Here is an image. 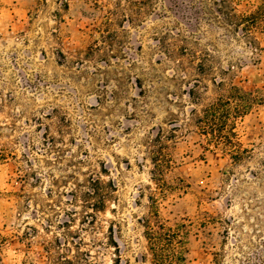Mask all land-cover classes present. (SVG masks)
Listing matches in <instances>:
<instances>
[{"label":"rangeland","instance_id":"rangeland-1","mask_svg":"<svg viewBox=\"0 0 264 264\" xmlns=\"http://www.w3.org/2000/svg\"><path fill=\"white\" fill-rule=\"evenodd\" d=\"M213 8L0 0V264H152L142 225L150 198L167 226H183L184 264H264V103L236 121L248 153L232 161L189 118L216 93L180 56L207 51L218 81L264 91V32L251 46L219 27ZM196 79L207 89L192 105ZM159 128L175 129L165 192L152 175ZM91 178L108 184L100 211L86 204Z\"/></svg>","mask_w":264,"mask_h":264},{"label":"trees","instance_id":"trees-1","mask_svg":"<svg viewBox=\"0 0 264 264\" xmlns=\"http://www.w3.org/2000/svg\"><path fill=\"white\" fill-rule=\"evenodd\" d=\"M148 1V0H145ZM214 6L213 11L217 15L219 27L226 28L229 32L242 33L246 37L247 44L256 45V34L264 32V0H260L259 6L253 11H240L239 0H210ZM180 56L186 57L192 67L198 72V76H210V82L216 93L215 99L202 106L201 109H192L189 118L201 133L208 138L214 148L220 149L229 155L234 162L241 161L248 151L241 147L235 133L236 121L245 116L250 109L259 103H264V91L245 92L235 85L227 84L225 80H217L213 74L210 63V55L207 51L198 54L194 49L183 47ZM232 69L222 71L223 75L232 73ZM207 89L201 80L196 79L186 95L192 105H197L200 100L199 88ZM175 137V129L165 134L164 129L159 128L157 135L151 140V161L154 166L152 172L153 181L158 188L165 192L169 186L163 179L165 172L170 168V162L164 154L169 138ZM86 204L91 210L100 211L105 206L108 198V184L100 179L87 180ZM110 189H113L110 186ZM150 216L143 219L144 237L147 249L151 256L152 264H184V232L182 225L175 228L166 225L157 210V203L150 198ZM80 260H85L88 254L79 252ZM79 260L62 258L56 264H76Z\"/></svg>","mask_w":264,"mask_h":264}]
</instances>
